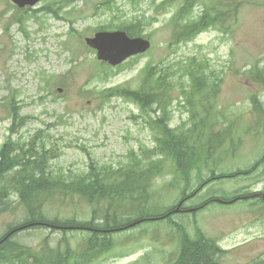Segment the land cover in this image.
Segmentation results:
<instances>
[{
    "label": "rangeland",
    "instance_id": "obj_1",
    "mask_svg": "<svg viewBox=\"0 0 264 264\" xmlns=\"http://www.w3.org/2000/svg\"><path fill=\"white\" fill-rule=\"evenodd\" d=\"M45 1L47 0L32 10H38ZM98 1L100 0L87 2L82 0L73 6L74 13L71 17L60 14V21L50 15H43L44 12H38L36 15L42 27L40 29L34 21L29 22L27 38H24L17 26H9L7 30H4L5 24L0 28V146L9 139L10 123L7 118V106L6 108L4 106L10 102L9 96L14 95L16 105L21 109L20 114L28 117L29 120L11 138L25 142L41 131L42 136L46 138V145L49 148L55 147L57 150L58 156L49 160V166L55 174L61 173L63 177L76 175L86 169L89 159L98 165L117 167L120 162L125 161L124 157L130 151L137 148L138 142L147 147L154 145V136L157 133L145 120L157 116L151 112H141L135 103L123 97L111 98L110 101L104 102L96 97L95 93L86 97L81 92L90 90L95 85L98 88L127 85L136 89L139 85V72L147 64L158 65L160 71L170 73L177 62L184 67L189 62L202 59L208 63L214 70L215 77L221 81L219 99L222 101L216 102L219 105L218 109L221 111L222 104L226 103L236 119V105L242 114H248L250 120L258 119L262 125L259 114H264V110L259 98L264 96V91L248 80L247 76L250 74L254 78L264 79V3L256 10H248L247 6L240 7L237 22L229 35L208 30L195 36L191 41L178 45L170 43V29L167 21L172 12L169 9L168 12L155 16L154 24L145 26L146 32L143 35L149 37L151 48L139 60L129 61L120 69L110 68L106 76L101 73L96 77L95 73L100 69L99 62L94 53L84 48V56L90 60V67L85 69L89 66V62L83 61L72 70L73 75H68L67 71H71L72 68H69L66 62L72 56L65 43L70 26L79 33L90 32L91 28H96L98 25H108L109 17L126 26L134 18H138L139 11L150 14L149 0L143 3L140 0H132L131 7L116 5L111 0L113 6H109V14L97 8L95 4ZM107 1L104 0V2ZM172 3L180 5L181 0H174ZM0 11H9L6 0H0ZM200 11V6L193 10L194 19L198 17ZM249 11H257V13L251 18L248 26L245 21L251 16ZM27 13L32 11L27 10ZM54 34H60L62 37H55ZM239 41L248 53L246 56L241 57L237 52ZM68 45L74 49L79 47L76 53L80 56L81 43L75 37L69 36ZM56 70L59 72L57 73ZM171 74L174 77L169 78V81L176 84L179 75ZM50 75L59 77V82L50 80L52 85L47 88L49 79L45 83L43 79L49 78ZM173 98L174 100L177 98L176 93L173 94ZM254 99L259 101L256 106L253 103ZM102 103L105 104L103 108L100 107ZM244 103L250 109V114L243 106ZM159 116L162 117V114ZM165 117L166 125L175 127L180 122L189 121L190 111L179 105L178 101H174ZM237 123L242 127L247 122L245 118H242ZM262 128L264 130V127ZM221 129L220 125L214 127V131ZM241 132L246 135V130L241 129ZM222 143L223 139H220L214 141L213 145L218 146ZM229 145L226 142L223 148H228ZM238 145L239 141L233 137L232 154L228 156L229 150H222L224 161L229 167L232 165L246 167L251 161V151L245 149L242 144ZM226 169L232 172V169ZM262 171L264 173V170ZM198 175L204 177L207 175L206 166L203 165L200 168ZM161 176H164L158 180V182L164 180L160 185L161 192L154 199L153 205L166 208L177 199L178 193L172 194L170 189L164 187L171 180V176L164 172ZM213 184L209 185L214 186L213 193L227 195L228 190L222 185ZM239 185H245L251 190H259L252 176L247 182ZM155 190L153 186V192ZM55 201L48 203V205L54 203L53 216L56 212L70 216L76 210L80 211L79 213L90 210L84 203L77 200L74 203L65 200L62 204L58 198ZM246 209H248L246 204L208 206L201 212L207 220V231L202 229L192 216L173 217L181 218V220L177 218L180 223L179 229L182 227L190 231L193 226H197L206 238L214 240L224 252L226 261H221L222 264H261L258 257H264L262 253L264 216L261 219V225L256 222L258 210L244 212ZM147 214L156 215L159 212L151 208L147 210ZM235 214L245 218L248 223L247 229H243L232 219ZM77 217L81 218L79 215ZM83 217L86 218V215L84 214ZM25 219L22 210L14 209L13 213L1 215L0 237L8 231L10 226L25 223ZM171 229L174 230L172 226L167 225L166 221H156L116 233L113 236L115 242L113 250L93 264H163L161 257L169 256L171 247L176 252L179 247L180 237L172 235L169 239L166 234V231ZM255 235L260 238V243L251 239ZM84 236V233L75 230L64 233L53 229L37 228L21 232L11 240L39 251L44 242L54 247L60 239L65 237L68 238L72 247H76Z\"/></svg>",
    "mask_w": 264,
    "mask_h": 264
},
{
    "label": "bare ground",
    "instance_id": "obj_2",
    "mask_svg": "<svg viewBox=\"0 0 264 264\" xmlns=\"http://www.w3.org/2000/svg\"><path fill=\"white\" fill-rule=\"evenodd\" d=\"M44 0H18L15 2L14 0H6L9 11H0V28L4 26V30H7L9 26H17V29L22 33L24 38L28 37V23L34 21L37 23L41 29L40 19L38 18H29L27 14V10L32 12L39 11L44 12L43 15H50L54 19L58 21L61 20L60 14L63 13L65 16L71 17L74 13V5L78 4L82 0H47L44 4L38 8V10H32V8L41 4ZM87 2L88 0H83ZM116 5L121 4L120 6L129 5L132 6V0H112ZM111 0L105 4L104 0L98 1L95 5L97 8H101L100 10L109 14L110 8L109 6H113V2ZM142 3L147 0H140ZM150 8L148 9L149 15L146 11L138 12V21L140 22V26H125L121 23L114 21L111 17H109L108 25H98L96 28H91L90 32L84 31L83 33H79L77 30L72 29L70 26L67 30L66 34V43L65 46L69 49L72 58L66 62V65L69 68H72L71 71H67L68 75H73L72 70L76 69L79 63L83 61H88L90 67V60L86 59L84 56V48L88 50L90 53H94V56L97 57V51L94 49H90L87 46L88 41L93 40L97 37L98 33H102L103 36L113 37L114 32L116 30H120V33L125 41L129 42H137L139 39H143L149 43V48L140 53L139 49L135 46H128L123 53L124 62L119 65L112 66L105 58L101 57L103 61H99L97 59L98 66L101 69L100 64L104 63L107 65L103 70L99 69V72L95 73V76L98 77L102 74L104 76L107 75V70L110 68L120 69V67L124 66L127 62H134L139 60L141 56L145 55L151 48V43L148 36L143 35L146 32L145 26L154 24L155 16H159L171 10L172 14L175 17H178L176 20L168 19L167 25L170 29V39L174 40L177 37V34L174 30V27L178 26L183 31L191 33L192 31L186 27V25L180 20V16L182 13H191L190 19H194L193 10L200 6L201 11L198 14V17L203 20V23L207 25L208 30L217 31L223 35H229L232 32V27L237 22V15L240 7L247 6L249 9H257L262 6L264 0L257 1L255 0H196L189 8V10L184 7L187 0H181L180 5H175L171 1L166 0H149ZM167 8V11L165 12ZM237 9V10H236ZM45 10V11H44ZM236 10V12H235ZM138 11V10H134ZM258 11V10H257ZM257 11H253L249 13L251 16L248 20L245 21L246 25L249 26L251 18L257 13ZM10 13V14H9ZM204 13V14H202ZM202 14V15H201ZM222 14L220 18H224L222 24H219L217 21V16ZM171 16V15H170ZM256 17V16H255ZM70 19V18H69ZM74 22L73 19H70ZM203 33V32H202ZM202 33H193L195 36H199ZM55 37H62L60 34H54ZM69 36L75 37L77 41L81 43L80 48L82 52L80 56L76 53V49L79 50V47L72 48L68 45ZM105 40V37L102 38ZM191 41V40H190ZM189 42V41H187ZM185 43V42H184ZM241 44V46H239ZM99 45L104 48V45L101 41H99ZM80 52V51H79ZM237 52L242 56H246L248 53L244 50L242 43L239 41ZM83 58V59H81ZM248 59V58H246ZM77 60V61H76ZM239 64V63H237ZM150 67L153 69L155 73L158 74H166V90L163 93V99H161V95L159 96V102H150V99H145V94L136 93L141 85V73L144 69ZM158 65L152 66L151 64H147L140 72H139V85L136 89H132L127 85L117 86V87H102L98 88L97 85L93 86L90 90H83L81 92L84 96H89L90 94L95 93L96 97L101 98L104 102L110 101L111 98L123 97L135 103L139 110L143 113L151 112L155 114L157 117L149 120H145V122L156 131L157 135L154 136V145L152 147L143 146L140 142H138V146L136 149L132 150L136 154H139L143 151H153L158 150L150 155V158L147 162V168L149 171H154L156 167L166 158H171L175 162L181 164L182 167L185 168L181 173H174L173 171V162L170 159H166L164 161V166L161 172L158 175H152L150 180H143L145 184H150V190L146 191L144 194L137 195L136 199L141 204L146 205L145 209L142 213H140V204L137 206L134 205V209H129L126 205L120 204V207L117 209V213L120 216V224L127 223L126 229L115 231L109 233L108 240L111 245H107V234L109 232V224L111 221V216L100 215L97 220V226L92 229L90 237L86 241L82 249V239L88 237L89 231H83L85 236L81 238L80 243L76 247H72L69 243V247L71 250L79 256L82 252V262L77 258L68 264H74L79 261L77 264H93L97 262L99 259L109 255L108 253L113 250L114 247V235L119 232H124L126 230L137 228L141 224H146L150 222L156 221H166L168 226H172L174 230L166 231L169 239L172 235H176L180 237L179 247L177 252L171 247L170 255L161 257V262L163 264H222L221 261H226L224 259V252L216 245L214 240L208 239L204 236V234L200 231L197 226H193L189 231L183 229L182 227L179 229V220L173 216H182L188 215L192 216L193 219L199 223L200 227L207 231L208 224L205 216L201 213L210 205H234V204H246L248 209L244 210V212L255 211L257 212V221L262 225L261 219L264 216V201L260 199H252L250 196L252 195L254 190L246 187L245 185H239L240 183L247 182L249 177L252 176L256 183L258 189L261 191L264 197V130L262 127L264 114H259L260 124L258 119L250 120V116L248 114H242L240 110L237 109L235 105V115L234 118L230 107L223 103L221 107V111L218 109L217 101H222L219 99L220 93V84L221 81L215 77L214 70L210 68L206 61L198 60L194 62H189V64L181 66L180 62L175 64V68L172 72H162L160 71ZM58 73L59 70H56ZM171 73H177L178 82L176 84L169 81V78L174 77ZM245 76V75H243ZM153 79L156 82H164V78L160 75L153 74ZM47 88H49L53 81L55 83L59 82L56 75H50L49 78H44L43 83L47 80ZM247 79L250 80L256 87H259L264 91V79L263 78H254L250 74L247 76ZM122 92H125L124 95ZM116 95L111 96L109 98H105L110 94ZM177 94V98L174 100L173 94ZM10 102L8 103H17L15 96L10 95ZM153 100H155L153 98ZM174 101H178L179 105H182L185 108H188L190 111V119L186 122H180L175 127H169L166 125V117L165 115L168 112V109L173 105ZM260 104L264 110V96L259 98ZM254 99L253 103L256 106L259 102ZM104 103L100 104V107H104ZM11 107L10 104H5V108ZM247 112L250 114V109L246 103L243 105ZM7 109V108H6ZM8 110V109H7ZM21 111V109H20ZM20 113V112H19ZM162 114V117L159 115ZM224 114V115H223ZM7 118L10 123V127L14 125L15 119L17 116L11 112L7 111ZM21 115V114H20ZM22 116V115H21ZM228 118V119H227ZM245 118L246 124L242 127L239 126L237 121ZM29 119L25 122H28ZM25 124L19 126L15 132L9 131V139L5 143H11L10 147L6 148V153L8 155V161L11 164H14L18 157L21 148L26 146L33 147L32 153L42 151L45 152V157L42 159V163L44 164L45 170L37 166H30L28 172H20L19 176L22 180H27L30 182H40L42 184H50L47 182L46 178L49 179H57L59 176H62L61 173L55 174L54 171L49 166V160L57 157V150L55 147L49 148L45 140L46 138L42 136V132L38 131L35 137L29 138V140L25 142H20L13 140L12 135L16 134L20 127ZM216 125H220L221 130L214 131V127ZM9 127V128H10ZM8 128V130H9ZM205 128V129H204ZM241 129L246 130V135L241 132ZM161 137L160 140V149L157 147V138ZM233 137L239 141V145L241 144L251 151L252 157L248 166L246 167H236V166H228L224 161V156L222 155V150L228 149L229 153L232 154L233 150ZM223 139V143L218 146H214L213 142L216 140ZM190 140V142H189ZM189 142V143H188ZM228 142L230 145L228 148H223L224 144ZM4 143V144H5ZM3 144V145H4ZM26 144L25 146H22ZM2 146V145H1ZM0 146V147H1ZM191 147L193 151V169L189 162L187 161V157L185 154L189 151L188 148ZM140 151V152H139ZM124 162H120L117 167L107 166L112 169H117L119 166L126 163V157ZM34 160V158H30ZM253 159V160H252ZM92 163L93 165H97L99 167L106 165H98L91 159H89L88 164L86 166L87 170L88 165ZM206 166L207 175L201 176L198 175L200 173V168L202 166ZM232 169V172L227 171V169ZM241 168H246L242 170ZM218 169H223L225 171H219ZM76 174L81 175L82 172ZM168 173L171 176V180L167 182L164 186L166 189H170L172 194L177 195V199L171 203L168 207H159L157 205H153L154 199L161 192L160 185L161 182L158 180L164 178L162 177V173ZM218 173V174H217ZM74 175H68L65 178H71ZM161 176V177H160ZM63 177V176H62ZM90 182V194H98L100 193V189L98 186L105 189H111L114 191H123L124 182L120 179L113 178L109 174L105 173L102 176H99L97 181L93 179ZM218 183L222 185L225 189H227V195H219L216 192H212L214 186H209L211 184ZM235 183V184H234ZM213 184V185H214ZM99 186V187H100ZM153 186L156 190L153 192ZM21 188H18L12 184H9L6 206L12 207L15 210H22L24 212H29L32 208L29 206H24L21 204L20 200L21 196ZM66 193L72 192L71 188L66 187L64 189ZM58 197H54L52 200L47 201L46 198H43V203L47 206V214L46 218H43V221L52 222H83L88 221L93 218V214H90L93 207L91 205H87L84 201L74 198L71 203H74L75 200L84 203L90 210L86 213L76 210L70 216H65L62 212H56L53 216V204L48 205V203L56 202L55 200ZM245 198V199H244ZM61 200L60 204H62L65 199L58 198ZM68 200V199H66ZM156 210L159 214L149 215L147 214L148 209ZM178 209V212H175ZM10 212V211H8ZM5 212V213H8ZM243 212V213H244ZM3 213V214H5ZM2 214V215H3ZM86 215V218L83 215ZM147 216L146 218L140 219V215ZM81 216L78 218L77 216ZM53 216V217H52ZM52 217V218H51ZM232 217V216H231ZM26 218V216H25ZM181 220V218H179ZM232 219L243 229H247V221L245 218L239 214H235ZM26 221V220H25ZM193 221V220H192ZM23 223L16 224L14 226H20ZM36 224V222H35ZM46 225H52L47 224ZM56 230L61 229H70L71 227L65 226H54ZM9 227V226H8ZM6 227V228H8ZM9 227V228H10ZM8 228V229H9ZM158 232H161L158 230ZM16 235V234H15ZM15 235H11L9 240H11ZM254 242L260 243L261 240L256 235L251 237ZM64 240L68 241V238L65 237ZM203 240L209 241L206 242L209 251L211 253L210 257H206V248L203 245ZM14 242V241H13ZM69 242V241H68ZM51 247V246H50ZM32 249V248H31ZM36 251V250H35ZM40 251V250H39ZM38 252V251H36ZM264 254V249L262 251ZM111 254V253H110ZM259 256V255H258ZM258 260L261 264H264V257H258Z\"/></svg>",
    "mask_w": 264,
    "mask_h": 264
},
{
    "label": "trees",
    "instance_id": "obj_3",
    "mask_svg": "<svg viewBox=\"0 0 264 264\" xmlns=\"http://www.w3.org/2000/svg\"><path fill=\"white\" fill-rule=\"evenodd\" d=\"M110 0L105 2L107 4ZM173 1V0H166ZM196 0H187L184 7L188 10L189 7ZM110 8V7H109ZM237 10V9H236ZM235 10V12H236ZM45 11V10H44ZM167 11V8L165 12ZM39 11H35L32 13H27L29 18H37V13ZM204 14V13H202ZM201 14V15H202ZM222 14H219L217 17V21L219 24H222L224 18H220ZM191 13H182L180 16V20L186 25L188 29L192 32L188 33L183 31L180 27H174V30L177 34L176 39L171 40V45H178L187 41L192 40L195 35L193 33H202L206 31L207 25L203 23V20L200 18L201 16L190 19ZM172 20H176L178 17H175L173 14L169 17ZM140 22L138 18H134L130 21L126 26H140ZM109 26V25H107ZM101 70L107 67L106 64L101 63ZM157 74L164 78V82H156L152 75ZM141 85L139 90L136 93L145 94V99H150V102H159V96L161 95V99H163V93L166 90V74H158L153 71L152 68L147 67L141 73ZM124 95L125 92H122ZM116 95L110 94L105 96V98H109L111 96ZM153 98L155 100H153ZM11 107H7V109L13 112L17 118L15 119V123L13 126L9 128L10 132H15L16 129L25 124L28 117L20 115V108L15 103H8ZM160 140L161 137L157 138L158 148L160 149ZM23 144L22 146H25ZM11 143H5L0 147V216L5 213H13L14 208L6 206L7 192L9 188V184H12L18 188H21V204L24 206H30L32 208L31 211L24 212L26 216V221L30 223H47L52 224L54 226H65L71 227L74 230L89 231L88 237L82 239V249L88 238L90 237L91 231L93 228L97 226V218L100 215L111 216V221L108 226L109 232L107 234V245H111L108 240L109 233L126 229L127 223L120 224V216L117 213L118 207L120 204L126 205L129 209H134V205L140 204V213L143 212L146 205L141 204L136 199L137 195L144 194L146 191L150 190V184H145L143 180H150L152 175H158L163 166L164 161L166 159H170L173 162V171L174 173H181L185 168L182 167L181 164L175 162L171 158L164 159L154 171H149L147 168V162L150 158V155L158 150L153 151H143L139 154H136L134 151H130L126 156V163L119 166L117 169H112L107 166H97L90 163L86 171L82 172L81 175H75L71 178H65L59 176L57 179H49L46 178L47 182L50 184H42L40 182H30L27 180H22L19 176L20 172H28L30 166H37L45 170L44 164L42 163V159L45 157V152L39 151L36 153H32L33 147L26 146L21 148L19 153V157L14 164H11L8 161V155L6 153V148L10 147ZM188 152L185 154L187 157V161L191 165L193 169V151L189 146ZM31 160L30 158H34ZM105 173L109 174L113 178L120 179L124 182L123 191H114L111 189H105L103 187L98 186L100 189V193L98 194H90V182L93 179L97 181L99 176L104 175ZM68 187L71 188L72 192L66 193L64 189ZM54 197L68 199L72 201L74 198H78L84 201L87 205H91L93 207L90 214H93V218L88 221L83 222H50L43 221V218H46L47 214V206L43 203V198H46L47 201L52 200ZM147 216L140 215V219L146 218ZM11 230L16 228H10ZM2 236L0 238V264H68L73 260L79 259L82 262V252L76 255L71 248L69 247V242L63 239H60L56 246L50 247L46 242H44L40 251L36 252L31 248H27L22 244L16 241L4 240L2 241ZM203 240V245L206 248V257H210L211 253L209 248ZM77 261L74 264H77Z\"/></svg>",
    "mask_w": 264,
    "mask_h": 264
},
{
    "label": "water",
    "instance_id": "obj_4",
    "mask_svg": "<svg viewBox=\"0 0 264 264\" xmlns=\"http://www.w3.org/2000/svg\"><path fill=\"white\" fill-rule=\"evenodd\" d=\"M18 2V0H14ZM105 37V40L102 38ZM99 41H101L104 45L102 48L99 45ZM87 46L96 50L97 59L99 61H103L101 57L105 58L107 63L112 66H116L124 62L123 53L125 52L128 46H135L139 49L140 53L145 52L149 48V43L143 39H139L137 42H129L125 41L120 32H114L113 37L103 36L102 33H98L97 37L93 40L87 42ZM178 212V209L175 211Z\"/></svg>",
    "mask_w": 264,
    "mask_h": 264
},
{
    "label": "flooded vegetation",
    "instance_id": "obj_5",
    "mask_svg": "<svg viewBox=\"0 0 264 264\" xmlns=\"http://www.w3.org/2000/svg\"><path fill=\"white\" fill-rule=\"evenodd\" d=\"M250 197L251 198L254 197V199H260L261 201H264V197H263L261 191H259V190H254L253 193H252V195ZM35 225H38V223H36V224H30V222H28L25 225L26 227L24 226V230L29 229L27 231H32L34 229H30V228L34 227Z\"/></svg>",
    "mask_w": 264,
    "mask_h": 264
}]
</instances>
